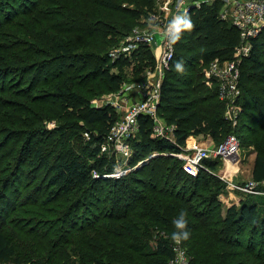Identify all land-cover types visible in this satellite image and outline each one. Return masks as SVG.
Here are the masks:
<instances>
[{
    "label": "trees",
    "instance_id": "trees-1",
    "mask_svg": "<svg viewBox=\"0 0 264 264\" xmlns=\"http://www.w3.org/2000/svg\"><path fill=\"white\" fill-rule=\"evenodd\" d=\"M155 4L0 0V27L7 26L0 30V264H167L181 210L190 264H264V197L243 194L224 208V185L210 171L220 159H205L207 168L193 175L169 154L192 136L209 135L219 144L234 133L253 148V180H264V30L240 64L234 126L205 70L216 57L232 58L240 32L219 17L218 5L192 10L194 27L175 42L161 86L158 117L174 126L173 139L155 136L153 119L140 115L129 164L154 151L167 154L120 178L106 176L115 162L101 146L118 114L110 105H93L90 96L129 82L124 65L136 76L155 65L146 45L117 60L109 55ZM39 83L40 91L31 93ZM6 92L23 93L37 107L8 103ZM74 136L80 151L66 147ZM24 184L25 194L18 188Z\"/></svg>",
    "mask_w": 264,
    "mask_h": 264
},
{
    "label": "built area",
    "instance_id": "built-area-1",
    "mask_svg": "<svg viewBox=\"0 0 264 264\" xmlns=\"http://www.w3.org/2000/svg\"><path fill=\"white\" fill-rule=\"evenodd\" d=\"M159 8L155 9L146 19L143 26H136L130 35L125 37L121 45L113 49L109 55L118 59L121 55H131L141 45L150 48L155 57V65L145 72V78L133 82H124L111 99L112 106L117 113L120 108L122 114L111 126L110 132L101 146V153L113 154L116 158L114 170L106 176L120 178L127 175L148 158L159 154L152 152L149 157L130 165L129 159L133 154L131 141L136 138L140 125L139 116L148 115L154 121V135L159 138L173 139L174 126L166 125L158 117V107L161 100V86L170 69L175 56V43L171 42L170 26L177 16L188 14L203 5H218L219 17L231 23L240 32L241 44L235 48L231 59H212L205 70L207 83L216 85L221 101L226 103L225 116L235 126L239 122L240 105L238 99L241 94L239 85L240 64L244 56L251 50V39L264 30V0H158ZM122 98L124 102L119 101ZM86 135H88L86 133ZM241 141L231 133L212 147H203L196 136L190 137L179 152L170 155L180 158L188 172L195 175L200 169L207 168L204 160H224L231 164H238L240 160ZM94 175L97 176L96 173ZM223 178V177H222ZM233 187V188H232ZM232 189L243 194L264 196V180H250L245 183H232ZM172 257L167 264H190L187 250L183 244L172 243Z\"/></svg>",
    "mask_w": 264,
    "mask_h": 264
},
{
    "label": "rangeland",
    "instance_id": "rangeland-1",
    "mask_svg": "<svg viewBox=\"0 0 264 264\" xmlns=\"http://www.w3.org/2000/svg\"><path fill=\"white\" fill-rule=\"evenodd\" d=\"M155 3H156L155 4V9H158L159 5H161V4H159L158 0H155ZM2 19H3V16H0V21ZM143 25H141V26H143ZM6 27L7 26H5V25L1 26L0 30L2 31L4 29H6ZM241 43H242V41L240 39V43L239 44H241ZM234 52H233V56H234ZM112 59L113 60H117L115 58H112ZM130 59H133V57H130ZM131 66L132 65L129 64V65H124V67H123L124 72L125 73L127 72L126 74L128 76L127 78L129 80V82H133V80L135 81L136 79L139 80V79L145 78V76H146L145 72H146L147 69L150 68L149 67V68H146V69L142 70L139 73V76L138 75L136 76V75L132 74V72L130 71ZM207 66H206V68H207ZM114 70L118 71V68L115 67ZM12 81H13L12 77H9L6 80V82H7L6 84L8 85ZM41 87H42V83H39V85L31 93L35 94L36 92H39ZM48 87L52 88L50 86H48ZM115 92H117V91L104 90L103 92H100L98 94L91 95L90 96L91 97V103L93 105H96V106L112 105L109 102H111V99L115 98L114 97V93ZM15 93H17V92H15ZM22 94H20V96H17L16 94H13V93L11 94V93H7L6 92V93H2V96L5 97L6 101H8V103H11L12 101H14V102H19V103L23 104L24 109L26 107L28 109H33V108L37 107L36 102H29V100H26L25 97L21 96ZM119 101L124 102V100L121 97L119 98ZM1 102H3V101L0 100V103ZM118 112L119 113H117V114H122L123 113V109L120 108L118 110ZM6 115H7V111H6ZM27 116H28L27 113H23V115L21 117L24 120V119L27 118ZM32 116H34V115L32 114ZM7 117H8V115H7ZM55 123H56L55 120L51 121V122H47V126L52 128V127H54L56 125ZM204 137H206V139L207 138H211L209 135L200 136L199 138H197V137L196 138L198 139V142H199L200 140L201 141L206 140ZM79 144H81V143L78 142V140H76V137L74 136V137H71L70 140H68V144H67L66 147L67 148L72 147L73 149L80 151L81 149H80ZM253 157H254V153H253L252 146H248L247 144H243V146L241 147L240 160H239L238 164H231V163H228V162H226L224 160H220L219 162L216 163V166L213 168V170H210L211 173L218 178L219 183L224 185V189L222 190V192L219 195V198L221 199L224 208L229 206V205H231V204H233V203H239L240 199L242 197H244L243 193H241L240 191H238L236 189H232L233 187L231 188V185H232V183H236V184L245 183V182L250 181V180L253 179L251 177L252 159H253ZM109 158H112L114 162L116 160V158H115V156L113 154H109ZM84 160H86V158H84ZM37 179H39V178H37ZM18 188L20 190H22L24 192V194L29 191V188H27V185H25V184L23 186L19 185Z\"/></svg>",
    "mask_w": 264,
    "mask_h": 264
},
{
    "label": "clouds",
    "instance_id": "clouds-1",
    "mask_svg": "<svg viewBox=\"0 0 264 264\" xmlns=\"http://www.w3.org/2000/svg\"><path fill=\"white\" fill-rule=\"evenodd\" d=\"M194 27L192 20L186 14L177 16L171 26V42L175 43L180 39V35L183 31H190ZM177 71H182V64L177 63L175 65ZM187 213L184 210H181L179 217L173 221L175 228L177 231H174L171 235V239L180 243L182 241H186L190 238V231L188 230V221L186 219Z\"/></svg>",
    "mask_w": 264,
    "mask_h": 264
},
{
    "label": "crops",
    "instance_id": "crops-1",
    "mask_svg": "<svg viewBox=\"0 0 264 264\" xmlns=\"http://www.w3.org/2000/svg\"><path fill=\"white\" fill-rule=\"evenodd\" d=\"M197 138H199L197 136ZM206 139V137H204ZM198 140V139H197ZM200 140V139H199ZM200 145L203 146V147H212L214 145H216L215 141L212 139V138H207L206 140L204 141H199ZM254 158H255V154H254V157L252 159V169H253V165H254ZM251 177H252V171H251Z\"/></svg>",
    "mask_w": 264,
    "mask_h": 264
}]
</instances>
